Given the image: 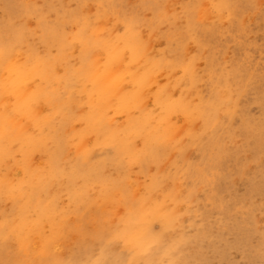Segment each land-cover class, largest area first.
Returning a JSON list of instances; mask_svg holds the SVG:
<instances>
[{
    "label": "bare ground",
    "instance_id": "obj_1",
    "mask_svg": "<svg viewBox=\"0 0 264 264\" xmlns=\"http://www.w3.org/2000/svg\"><path fill=\"white\" fill-rule=\"evenodd\" d=\"M108 16L105 14L100 25H95L92 17H77L67 11L57 22L31 33L32 37L39 34L43 50L31 42L24 27L13 31L0 19V264H140L139 257H144L141 264H206L202 239H208L207 248L218 258H225L231 247H242L249 255V236L240 229L232 241L222 242L221 236L214 234L170 238L179 210H169L167 205L178 200L177 189L163 196L158 188L163 187L165 177L158 175L147 187L150 194L140 195L126 171L127 162L158 160L161 147H168L175 138L160 129L162 121L158 127L148 125V91L157 87L153 94L167 109L162 119L168 126L177 124L172 120L180 112L185 120L200 117L206 130L213 131L222 124L228 102L236 106L233 94L226 99L223 90L217 89L216 100L197 106L186 98H172L170 87L163 86L158 78L167 59L155 58L154 44L143 39L138 20L132 18L123 34L102 36ZM38 18L42 21L47 15L42 12ZM70 20L78 24L80 32L65 31L64 25ZM76 46L80 47L78 55L74 53ZM126 47L131 52L130 63L136 64L132 74L130 66L120 71ZM101 48L106 49L105 63ZM184 49L187 52V45ZM126 75L137 87L131 95L123 91ZM87 81L103 97L91 101L88 113L80 115L76 108L79 86ZM112 96L119 100L120 109L132 106L143 115L131 118L126 129L113 128L104 118ZM46 107L50 112L44 113ZM234 107L228 110L229 117L235 113ZM80 118L91 127L105 128L106 136L99 145L114 149L107 162L96 160L83 139L74 154L68 151L71 137L67 136V126ZM136 125L140 129L134 130ZM134 131L143 134L147 142L144 149L125 134ZM246 132L250 133L249 129ZM189 137L194 144L204 136L192 131ZM176 138L171 144L186 157L185 141ZM208 142L221 146L217 134ZM36 151L48 153L47 166L34 161ZM16 152L21 154L19 159ZM11 159L15 160L12 164ZM217 162L215 158L213 163ZM111 164L117 168L116 176L108 173L106 166ZM191 192L187 198L193 201ZM149 196L154 197L153 207ZM154 219L163 222L162 232L153 231ZM192 240L198 248L193 260L187 261L184 248ZM12 242L16 243L13 249ZM62 246L68 247L67 253H62Z\"/></svg>",
    "mask_w": 264,
    "mask_h": 264
},
{
    "label": "rangeland",
    "instance_id": "obj_2",
    "mask_svg": "<svg viewBox=\"0 0 264 264\" xmlns=\"http://www.w3.org/2000/svg\"><path fill=\"white\" fill-rule=\"evenodd\" d=\"M67 11L77 17H92L95 25H100L102 17L109 14L106 31L102 34L108 37L127 32L128 22L132 18L138 20V31L143 39L154 44L155 58L167 59L158 78L163 86L170 87L172 98H186L185 101L197 106L216 100L217 89L223 90L226 99L233 94L236 106L228 102L221 115L222 124L213 131L206 130L200 117L185 120L180 112L173 117L172 121L177 122L174 128L168 126L162 119L167 109L153 94L157 87L148 91L146 105L151 115L148 125L158 127L162 121L160 129L175 135L171 143L178 140L176 137L185 141L188 154L183 157L170 143L168 147H161L158 160H147L146 164L127 162L126 171L140 195L150 194L147 187L158 175L165 177L163 187L158 188L163 196L177 189L178 200L167 205L169 210H179L170 238H201L214 234L220 235L224 242L232 241L238 229L246 231L249 255L242 247H231L225 258H218L207 248L208 239H202L206 264H264V0H0V19L8 22L10 30L24 27L26 35L40 50L44 45L38 41L39 34L32 37L31 33L57 22ZM42 12L47 18L40 21L38 15ZM64 28L69 34L80 32L74 20L68 21ZM124 50L125 61L120 71L130 66L132 74L136 64L130 63V49ZM74 53H80L79 46L74 48ZM100 57L105 63V48H101ZM128 76L124 79L123 91L131 95L137 87ZM79 87L76 108L80 115H85L90 110V102L101 100L103 95L95 91L89 81ZM118 101L117 97H111L104 118L110 120L113 128L126 129L131 118L141 117L143 113L132 106L122 110ZM233 107L236 111L229 117L228 110ZM44 110V113L50 112L47 107ZM247 128L250 133L246 132ZM138 129L136 125L134 130ZM192 131L204 136L203 139L192 144L189 137ZM66 133L71 137L67 149L72 154L82 139L86 148L94 151L96 160L107 162L114 154L110 146L99 145L107 133L103 126L91 127L80 118L67 126ZM125 134L130 135L138 148L146 147L147 142L139 131ZM213 134L218 135L221 146L208 142ZM16 153L19 159L21 154ZM215 158L220 162L213 163ZM48 159L47 152H34L37 164L42 162L47 166ZM9 162L12 164L15 160ZM106 168L110 175H117L114 165ZM190 191L193 201L187 198ZM156 192L155 187L154 194ZM149 198L153 207L154 197ZM120 205L119 211L122 210ZM151 222L154 232L163 231L162 221ZM15 246L12 242L11 248ZM62 248V253H67L68 247ZM197 248L193 240L187 244L184 255L189 259L184 260H193ZM143 261L144 257L138 258V263Z\"/></svg>",
    "mask_w": 264,
    "mask_h": 264
}]
</instances>
